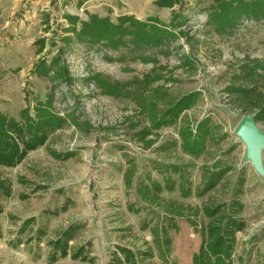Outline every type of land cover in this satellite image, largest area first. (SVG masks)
Segmentation results:
<instances>
[{
  "label": "rangeland",
  "instance_id": "1",
  "mask_svg": "<svg viewBox=\"0 0 264 264\" xmlns=\"http://www.w3.org/2000/svg\"><path fill=\"white\" fill-rule=\"evenodd\" d=\"M222 1L0 14V111L25 129L12 137L23 147L40 102L65 122L0 165L12 184L0 192V264H205L220 236L226 264H264V148L260 172L235 132L250 115L264 132V14L234 3L216 17ZM160 27L173 35L158 45L141 35ZM70 227L69 251L83 253L53 261L50 242Z\"/></svg>",
  "mask_w": 264,
  "mask_h": 264
},
{
  "label": "trees",
  "instance_id": "2",
  "mask_svg": "<svg viewBox=\"0 0 264 264\" xmlns=\"http://www.w3.org/2000/svg\"><path fill=\"white\" fill-rule=\"evenodd\" d=\"M220 2V1H219ZM223 3L224 6H221V10L217 11L216 17H227V14L224 12L227 8V6L230 4L238 3L236 7V11L245 10L247 11L251 16L254 17H260L264 14V0H230L225 1L223 0L221 4ZM225 3V4H224ZM246 6L249 9L246 8ZM244 11V12H245ZM95 17V15H93ZM92 16V17H93ZM84 27L87 26L86 23H84ZM119 28V27H118ZM85 31L88 32V37L92 41L100 40L99 32L96 30H93L92 28H89V31L85 29ZM126 29H124L122 26L117 30L116 28H112L108 32H112V37L108 40L110 44L116 45L121 44V41H117L118 36H122L123 33H125ZM143 29H140L141 34L139 33V28L134 33L138 35H143L148 38L149 41H147L150 44L158 45L159 43H162L163 40L168 39L171 35H173L171 30H167L165 28H157L153 31L151 34L150 32H142ZM142 38V37H141ZM49 66L47 65H39L36 66V70L43 71L44 72L49 70ZM185 104V103H184ZM39 106L36 109V125H29L28 126V132L30 133V137L26 139L23 142V147H21L20 141H18L16 138L12 137V134L15 133L17 136H22L25 132L24 126H19L18 123L15 122L14 119H10L6 117L1 111H0V165H3L5 167L10 166H16L20 162L23 161V159L28 154L27 152L30 150H35L38 148L39 145L44 144L48 137L47 134L49 131L54 130L55 128H61L64 125V119L62 117H59L57 113H53V110H51L49 107H51V103L40 102L38 104ZM27 110L23 112L25 114ZM57 114V115H56ZM29 118V117H28ZM8 123L10 124L9 126ZM10 186L3 180L0 179V192H2L4 195L9 196L10 195ZM74 227H70L69 230H66L59 238L55 239V241L52 242L53 248H54V255L53 261L56 260L57 254L59 253L60 256H68L72 255L73 258H80L81 254L83 253V249H78L75 251L69 252V239L73 236ZM209 253H204V257L208 258V262L205 264H226L225 261L227 258H230L231 251H229V247L225 246L223 237H219L218 241L213 243L212 245H209V249L207 250ZM209 254V255H208ZM201 255L196 256V260L200 258ZM128 262H131V264H135L134 261H132V257L129 255L127 257ZM197 262V261H196ZM200 264V262H199ZM204 264V263H202Z\"/></svg>",
  "mask_w": 264,
  "mask_h": 264
},
{
  "label": "water",
  "instance_id": "3",
  "mask_svg": "<svg viewBox=\"0 0 264 264\" xmlns=\"http://www.w3.org/2000/svg\"><path fill=\"white\" fill-rule=\"evenodd\" d=\"M235 132L247 146L244 160L248 158L258 171H263L261 152L264 148V132L256 124L255 116H245Z\"/></svg>",
  "mask_w": 264,
  "mask_h": 264
},
{
  "label": "crops",
  "instance_id": "4",
  "mask_svg": "<svg viewBox=\"0 0 264 264\" xmlns=\"http://www.w3.org/2000/svg\"><path fill=\"white\" fill-rule=\"evenodd\" d=\"M63 1L64 0H0V11H1L0 14H2V12H9V16L11 14H14L15 16H18V17L20 15L26 16V14L30 13V11H28L27 9H24V8H27L28 5L33 6V7H31V9H32L31 11H33L32 13H34L35 11H38L37 9H39L40 11H48L50 3H53V4L56 3L57 4V3H62ZM78 1L79 0H73V2H76V3ZM85 2H86V0H85ZM23 11L26 14H24ZM19 21H20V18L17 19V22H19ZM12 119H15V117H12ZM7 184H8V186H10V190H11L10 195L7 197H10L12 194V184L11 183H7ZM32 218H35V217H32ZM30 220H33V219L30 218L28 221H30ZM55 239H57V237ZM53 241H55V240H53ZM53 241H51L50 244H51L52 249L54 251V248L52 245Z\"/></svg>",
  "mask_w": 264,
  "mask_h": 264
}]
</instances>
